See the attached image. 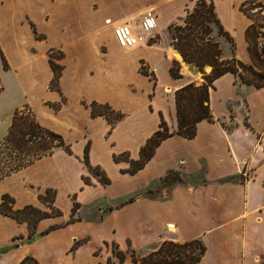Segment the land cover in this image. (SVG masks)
<instances>
[{
	"label": "crops",
	"instance_id": "1",
	"mask_svg": "<svg viewBox=\"0 0 264 264\" xmlns=\"http://www.w3.org/2000/svg\"><path fill=\"white\" fill-rule=\"evenodd\" d=\"M197 1L0 0V48L8 63L2 82L13 74L20 95L10 123L12 110L28 107L71 146V153L58 149L0 180V203L9 195L14 210L49 212L43 198L51 191L61 212L42 219L33 239L27 223L0 212V264L27 256L39 264H120L118 253L122 264H134L131 252L142 258L165 241L196 239L207 248L199 264H264V87L223 75L210 90L213 121L199 122L192 139L163 140L143 168L129 172L162 122L177 131L176 92L204 82L170 32ZM210 1L234 39L235 56L252 65L246 40L252 21L240 9L251 0ZM125 26L134 29L136 46L118 42L115 30ZM221 47L230 59V43ZM51 61L62 69L56 81ZM174 61L180 78L171 75ZM5 92L4 85L0 98ZM92 103L123 118L110 124L93 116Z\"/></svg>",
	"mask_w": 264,
	"mask_h": 264
},
{
	"label": "trees",
	"instance_id": "2",
	"mask_svg": "<svg viewBox=\"0 0 264 264\" xmlns=\"http://www.w3.org/2000/svg\"><path fill=\"white\" fill-rule=\"evenodd\" d=\"M260 8L259 12L254 10ZM244 12L252 21L246 31L248 51L252 59V65L241 62L235 56V42L231 35L225 31L217 17L215 6L210 0H198L195 7L188 12L182 24L170 26L172 35V45L180 53L185 63L194 66L199 72L204 74V82L190 83L178 90L175 94L178 129L170 133L166 124L161 123V129L156 132L141 149L140 159L132 162L130 173H135L145 166L153 157L156 148L168 137L178 134L187 139H192L197 133V124L203 120L212 122L213 115L210 105V90L214 82L227 73L233 74L237 83L247 84L255 88L264 87V46L259 41V37L264 38V24L257 25L258 14L264 10V0H251L241 6ZM264 21V17L262 18ZM225 40L231 45L232 57L225 59L221 41ZM53 58V57H52ZM0 60L4 69H8V63L0 48ZM55 73V81L59 78L61 67L51 61ZM211 67L209 74L205 69ZM148 75V72L143 69ZM171 75L174 78L181 77V65L174 61L171 67ZM52 86L54 84L52 83ZM3 88L0 86V95ZM93 116H104L110 124H114L123 118V114L115 111L109 105L91 104ZM62 149L71 153V146L64 138L43 127L37 120L33 112L28 108L16 110L12 117L11 126L7 136L0 141V180L33 164L35 161L53 154L56 150ZM88 148H86V156ZM91 171L100 177L102 183H108L99 169ZM53 194L47 192L43 198L50 208L49 212H44L34 206H26L21 210H14V200L9 195L2 197L0 212L20 223H27L29 227L28 239H33L37 234L38 223L45 218L61 215L58 209L53 207ZM130 200L129 202H131ZM124 204H121L123 206ZM77 205L73 208V215L70 222H73ZM57 227H51L50 230ZM205 244L199 240L185 243H175L165 241L155 251L145 257H138L135 252H131L134 264H199L206 254ZM120 264L124 256L118 253ZM20 264H39L31 256L24 258Z\"/></svg>",
	"mask_w": 264,
	"mask_h": 264
},
{
	"label": "rangeland",
	"instance_id": "3",
	"mask_svg": "<svg viewBox=\"0 0 264 264\" xmlns=\"http://www.w3.org/2000/svg\"><path fill=\"white\" fill-rule=\"evenodd\" d=\"M259 10L260 8H257L254 10V12L257 13L259 12ZM263 17H264V10L258 14L259 20L256 21L257 25L264 24V21H262ZM263 31H264V28H263ZM259 41L261 42L262 46H264V38L260 36ZM5 72L6 70L4 69L3 62L0 60V86L3 88V90H4V85L6 87V92L4 96L0 98V141H2L7 136L9 128L11 126L10 119H9V113L11 109L13 108V105L20 101V98H19L20 95L17 90L15 76L13 74L6 75L2 82V78ZM23 108L24 106L15 108L14 110H12L11 113L13 114L16 110L23 109ZM172 180H174V178H172ZM175 243H178V242H175ZM139 256H141V254H139Z\"/></svg>",
	"mask_w": 264,
	"mask_h": 264
},
{
	"label": "built area",
	"instance_id": "4",
	"mask_svg": "<svg viewBox=\"0 0 264 264\" xmlns=\"http://www.w3.org/2000/svg\"><path fill=\"white\" fill-rule=\"evenodd\" d=\"M147 18L149 20L150 25L152 27H155L156 21L152 11L147 12ZM115 34L118 42L125 48L136 46L139 43L138 38L135 36L134 29L128 26L117 28L115 30ZM168 229L174 230L175 226L173 224H169Z\"/></svg>",
	"mask_w": 264,
	"mask_h": 264
}]
</instances>
